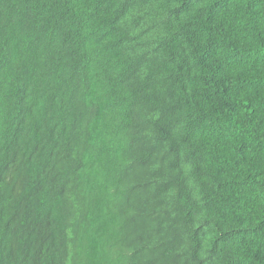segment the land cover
Returning <instances> with one entry per match:
<instances>
[{
	"label": "trees",
	"instance_id": "obj_1",
	"mask_svg": "<svg viewBox=\"0 0 264 264\" xmlns=\"http://www.w3.org/2000/svg\"><path fill=\"white\" fill-rule=\"evenodd\" d=\"M0 264H264V0H0Z\"/></svg>",
	"mask_w": 264,
	"mask_h": 264
}]
</instances>
